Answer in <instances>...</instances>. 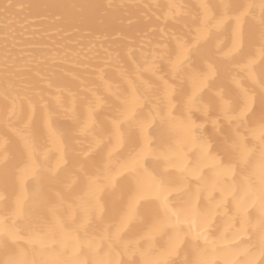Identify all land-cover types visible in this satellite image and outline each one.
Returning <instances> with one entry per match:
<instances>
[{
  "label": "snow or ice",
  "instance_id": "1",
  "mask_svg": "<svg viewBox=\"0 0 264 264\" xmlns=\"http://www.w3.org/2000/svg\"><path fill=\"white\" fill-rule=\"evenodd\" d=\"M13 7L4 6L6 17ZM27 7L126 9L138 27L103 58L78 62L72 78L84 83L82 96L39 65L18 66L5 37L0 182L7 189L31 176L36 190L30 207L17 199L11 222L0 218V264H220L217 255L264 264V0ZM54 87L55 106L46 99ZM58 110L72 122L63 131L53 123ZM69 160L80 191L57 196L74 214L72 233L46 191L64 183ZM205 165L214 177L202 174ZM224 176L243 190L231 207L205 195ZM68 243L73 258H44ZM84 248L91 260L80 258Z\"/></svg>",
  "mask_w": 264,
  "mask_h": 264
},
{
  "label": "bare ground",
  "instance_id": "2",
  "mask_svg": "<svg viewBox=\"0 0 264 264\" xmlns=\"http://www.w3.org/2000/svg\"><path fill=\"white\" fill-rule=\"evenodd\" d=\"M116 4H145V3H168L170 0H0V81L3 79V57L5 50V37H7V47L11 50V60L21 67H34L39 65L50 72L52 78L61 85H67L77 95H86L85 85L80 80H74L72 73L77 71L78 62L87 61L92 57L103 58L105 50H114L118 45L125 43L122 36L130 35L137 28L136 24L129 25V19L135 20V16L126 9L106 11L103 8H91L81 12L79 8H29L28 5H106ZM179 2L196 5L199 0H179ZM12 4L15 7L9 10L5 16L4 6ZM23 6V7H21ZM135 11V10H134ZM154 24L161 27L163 19L155 20ZM142 27V26H140ZM159 38V33L153 34ZM152 39V37H148ZM147 50V48L145 49ZM136 52L139 55V45H136ZM56 62L55 71L52 72L50 66ZM238 71V70H237ZM242 75V73L240 74ZM90 86H95L101 93L104 91L103 85L98 80L89 78ZM54 87L46 92V99L55 106ZM65 104L72 103V97L67 92L63 94ZM81 118L87 117L86 109L81 105L78 107ZM198 115V114H197ZM197 124L201 120L196 119ZM54 127L63 131L72 122L62 111H57L54 117ZM210 123L204 125V131L210 132ZM188 163L195 162V146H191L185 153ZM56 153L51 154L50 164L55 166ZM22 166V165H21ZM73 165L71 160L68 166L60 172L64 183L48 188L47 195L52 206L59 209L60 219L63 221L64 230L72 233L76 228L74 214L60 206L57 192L64 195L66 199L79 193L78 184L73 182ZM202 174L212 178L215 173L210 171V166H202ZM231 186V187H229ZM36 190V181L31 176L22 178L20 182H14L5 189L0 182V218L8 217L9 222L15 209L17 199H20L26 206L30 207L32 198ZM233 194L243 195V190L233 184L232 178L224 176L221 178V186L216 187L206 193V196L222 201L226 207H231ZM47 217V212L43 213ZM223 242L220 246H226ZM4 258L3 251H0V259ZM52 261H63L73 258L70 243L59 248L57 251H49L44 256ZM82 260H91L92 254L86 249L80 250ZM127 259V257H124ZM135 259L139 260V257ZM223 264L222 255L213 257Z\"/></svg>",
  "mask_w": 264,
  "mask_h": 264
}]
</instances>
